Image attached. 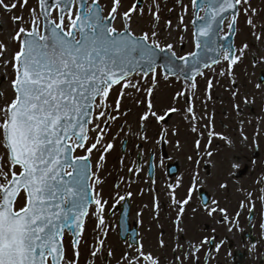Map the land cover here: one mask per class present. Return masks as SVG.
I'll return each mask as SVG.
<instances>
[{"label":"flooded vegetation","instance_id":"1","mask_svg":"<svg viewBox=\"0 0 264 264\" xmlns=\"http://www.w3.org/2000/svg\"><path fill=\"white\" fill-rule=\"evenodd\" d=\"M148 1L139 0L137 4V0H120L112 26L124 31L130 25L136 36L155 31L154 39L160 47L172 44L177 55L191 53L194 47L190 49L184 42L179 45V34L172 25L160 32L157 20L151 23L145 16L132 15L147 6ZM109 3L107 14L114 0ZM174 3L187 22L179 32L187 28L191 35L193 0ZM133 5L137 8L126 21L123 14ZM238 38L237 33L235 54L240 56L243 46L238 47ZM142 79L131 81L140 83ZM5 80L0 63L3 94L0 108L5 107L7 98L3 89ZM261 81H264V47L252 52L245 49L243 57L231 68L229 61L222 59L206 69L194 81V88L187 86L183 90L187 93L184 101L175 97L173 103L169 101L153 111L155 116L149 111L138 114L130 110V106L136 107L137 96L131 89L123 88L126 82L114 86L105 102L112 109L111 115L117 118L103 124L106 136L89 160L94 173L91 194H98L102 203L107 202L103 204L104 224L99 225L94 214L96 206L90 205L83 219L78 259L73 250L74 233L66 231L63 235L65 259H75L76 264H127L125 257H135L140 246L145 256L151 254L158 264H264V83ZM257 83H261L259 89L255 87ZM117 99L120 106L115 111ZM95 121L94 117L93 124ZM108 143L113 147L104 152L102 146ZM90 145L86 143L85 148ZM102 154L104 160L100 161ZM83 155L85 151L79 148L74 153ZM97 179L100 183H96ZM212 208L216 211L210 215ZM178 215L179 227L183 229L180 232L176 224ZM205 239L208 242L202 243ZM100 240L103 247L98 243ZM129 243L133 245L130 250ZM139 264L150 262L141 258Z\"/></svg>","mask_w":264,"mask_h":264},{"label":"snow or ice","instance_id":"2","mask_svg":"<svg viewBox=\"0 0 264 264\" xmlns=\"http://www.w3.org/2000/svg\"><path fill=\"white\" fill-rule=\"evenodd\" d=\"M27 3L28 0H15L10 4L0 0V7L12 11L18 7L22 9ZM39 3L45 18H48L53 5L48 0H39ZM75 3L76 0H55V7L61 12L59 23L48 20L45 35H41L38 26H34L31 31L20 27L14 37L21 45L11 61L15 73V79L11 82L15 97L0 108L3 116L0 132L7 150L6 157H0V264H49V258L51 264H76L75 259H65L64 232L68 230L74 233L73 250L78 259L79 237L89 206L95 204L97 211L94 214L99 225H103V204L107 203H102L97 198L98 194H91L94 189L90 181L94 173L89 164L93 150H99L105 129L99 123L95 124L91 129L97 132L95 142L85 148L89 139L87 126L93 123L97 107L101 109L95 115L97 121L103 117L104 123L108 124L117 118L111 115L112 109L105 102L109 90L114 86L126 81L123 88L136 87V82L129 79L136 72H141L145 77L152 73L155 79L158 67L156 49L160 48L154 39L157 36L155 31L136 36L131 32L130 25H126L124 31L112 27L120 0H114L107 17L102 15L103 9L98 0H92L91 6H86L87 0H80V11L73 18ZM242 3L248 4V0H204L202 5H197V0H193L194 5L210 13L207 19L198 17L205 23L197 31V49L206 47L199 37H207L214 32L213 24L220 23L217 17H222V13L236 9ZM136 8L137 5H133L123 14V18L130 20V13ZM244 10L249 11L248 8ZM31 12L35 25V9ZM65 15L68 19L67 31L64 28ZM154 18L158 21V14ZM13 20L22 23L23 17L14 16ZM248 23L252 24V20L249 19ZM234 25L235 16L228 25L229 29ZM3 47L0 44V49ZM166 47L171 52L173 45ZM247 47L245 44L239 50L240 56ZM215 51L219 56L213 59V63H219L220 59L228 60L231 68L240 59L232 52L231 45H221ZM5 55L6 52L0 51V56ZM189 56L192 57V70L197 75H202L199 67L202 62L204 68L210 66L198 52L189 53ZM189 56L175 57L172 52L164 67L174 62L173 57L188 64ZM194 79H189L193 88ZM261 83L255 87L259 89ZM2 96L0 92V99ZM97 98L100 99L99 105ZM119 106L120 99H117L115 111L119 110ZM152 115L156 114L153 112ZM102 147L107 152L113 145L108 143ZM78 148L83 149L85 155L74 156ZM103 160L102 154L100 161ZM16 166L20 169L18 174L12 171ZM5 167H8V172ZM96 183H100L99 179ZM21 192L24 204L16 210L14 205ZM180 211L183 212V207ZM215 211L212 208L209 214ZM220 211L224 212V209ZM176 224L177 231H183L179 227V215ZM207 242V239L202 241ZM98 243L103 247V240ZM160 243L164 245L163 241ZM132 247L129 243V250ZM193 247L199 251L198 247ZM137 248L135 257H125L127 264H139L141 258L150 264H158L151 254L145 256L140 246ZM95 255L96 251H93L92 256Z\"/></svg>","mask_w":264,"mask_h":264},{"label":"rangeland","instance_id":"3","mask_svg":"<svg viewBox=\"0 0 264 264\" xmlns=\"http://www.w3.org/2000/svg\"><path fill=\"white\" fill-rule=\"evenodd\" d=\"M102 2H103L104 7L109 9V7H110L109 0H108L107 4H105V2L103 0H102ZM250 2H251V4H249V6H246L245 4L242 3V10H243V8L246 7L249 9V11H247V17L245 16V13L243 11L241 18L239 19V24H238V26H239V29H238L239 38H238L237 44L240 47H242L244 41L246 40V45L248 47H250L251 45L255 46L254 49H251V47L249 49H248V47L246 48V50L252 52L253 50H257L258 48L264 47L263 38L261 36V35H264L263 31L259 30L260 33H258L257 30L255 32H253V28H252V26L254 25L253 20H255L257 22V24H256L257 28L264 25V24H259V23L264 21V0H248V3H250ZM5 3L10 4V3H12V0H5ZM154 4H156V5H154ZM37 7H38L37 0H28V3L25 7H23L22 9L18 7L17 9L14 10V13L12 14L10 19H11V22H12L14 28L17 29L16 33L18 32V29L20 27L25 28L28 25L25 29L29 28L31 21H33V15L31 12L32 9H35L36 17H39ZM149 7H150V9H149ZM252 9H255V11H252ZM149 10H154V11L150 13ZM4 12H5V9L3 7H0V28H1L0 31L1 32L5 31V36H6L5 39L7 41H9L11 39L10 36L12 33L10 31V28H9V26H10L9 21H8L9 16L5 15ZM155 14H158V16H159L157 29L160 32H165L166 30L164 28H166L169 25H172L174 30L179 34V37H180L177 40V42H179L178 44L180 45V43L184 42V43H186L187 46H190V42H191L190 36L191 35H190V32L188 31V29L186 28L184 32H182V31H181V33L179 32L180 27L187 26V22L185 23L184 20L181 22V17L184 18V13H181L179 15V8L175 5L174 0H158L156 3L149 0L147 6H145L141 11H136V13H133L132 15H134V16L138 15L141 17L145 16L152 23L154 20H156L154 18ZM74 15H75V13H73V17H74ZM14 16L23 17V22L22 23L14 22V20H13ZM53 18L56 19L55 15L53 16ZM249 19L252 20V24L248 23ZM18 24H19V27L17 26ZM64 27H65V29L68 28L67 17H65ZM16 33H15L14 37L16 36ZM257 37H259V39H257ZM181 38H183V39H181ZM0 42H3L2 37H0ZM9 46L12 48V52H13L12 58H13L14 54L20 50V46H21L20 42L15 39L13 44L9 42ZM2 51L6 52V55L2 57V60H3L4 64L6 65L4 74L7 76L8 79H11V78H13V75H14V71H13V67H12V63H11L12 52H11L10 48H8L7 46L3 47ZM242 57H243V55H242ZM244 57H246V54L244 55ZM156 79L158 80L159 78L156 77ZM148 83L151 84V87L154 85L153 77L148 79ZM7 86H9V85L6 84L4 86V88H6ZM128 89H130V87H128ZM160 92H161L160 90H158V91L156 90V87H152L150 92L148 90L149 97H150L149 98V104L152 106L151 108H149V105L144 103V100H143V102H141L140 104H137L136 107L135 106L131 107L130 110L136 111V113H138V114H140L142 112V110H144V112H143L144 114L149 111V114L151 116H153L152 115L153 111H157L158 110L157 106L160 104L159 103L160 99L158 98V95H161ZM166 100L172 102L173 101V95L168 96ZM154 107H156V108H154ZM100 110L101 109H98V114H99ZM136 120H137V118H136ZM136 120L133 119L134 122ZM97 123H99L100 126L102 128H104L103 127V124H104V118L103 117H101V119L99 121L96 120L95 123L91 125V127H94L95 124H97ZM106 133H107V131H105L104 138L106 136ZM96 136H97V132L91 131V128H90L89 139H88L87 143L89 144V143L95 142ZM103 141L104 140H102L101 143ZM6 152H7L6 148L3 144V136L2 137L0 136V157H6ZM5 171L8 172V167H5ZM12 171H15L16 173H18V168L14 167V168H12ZM10 176H11V172H9L8 179L10 178ZM23 204H24V199L21 198L17 202V208L19 206H22Z\"/></svg>","mask_w":264,"mask_h":264},{"label":"water","instance_id":"4","mask_svg":"<svg viewBox=\"0 0 264 264\" xmlns=\"http://www.w3.org/2000/svg\"><path fill=\"white\" fill-rule=\"evenodd\" d=\"M48 3L50 5H53V7L55 6V0H48ZM203 3H204V0H198V5H202ZM62 6L63 5H61V7ZM200 8H202V7H200ZM232 10H233V12H232ZM60 14H61V12H60ZM231 14L235 15L236 14V9H230L227 12L222 13V17H217V20L222 22L223 19L229 17ZM207 15L209 16L210 14L208 13ZM44 18H45V16H44ZM205 18H207V17H205ZM204 21L205 20H201V23L204 24ZM221 22L219 24H221ZM47 24H48V18H45L44 19V33H43V35L46 34V25ZM49 27H50V25H49ZM197 39H198V37H197ZM199 39H201V41H202V39H205V38L204 37H199ZM202 43L204 44L203 41H202ZM203 48L204 47L199 48L197 52H198L199 56L202 58V60L205 62L204 57L207 56V53H204V52L200 51ZM208 55H211V56H214V57H218L219 56L218 54H215V53H208ZM160 56H161V54L157 53V51H156V63L159 61ZM191 61H192V57H189V63L188 64H186L182 60H180L179 62H175L171 66V70L170 71H172V73H192V76H194V75H196V73L192 70ZM199 67H200V70H202L204 68L203 67V62L199 65Z\"/></svg>","mask_w":264,"mask_h":264}]
</instances>
